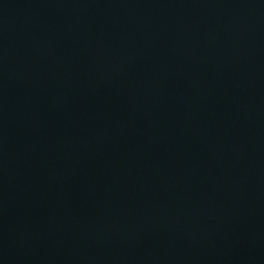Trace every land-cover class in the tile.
<instances>
[{"label": "water", "instance_id": "water-1", "mask_svg": "<svg viewBox=\"0 0 264 264\" xmlns=\"http://www.w3.org/2000/svg\"><path fill=\"white\" fill-rule=\"evenodd\" d=\"M0 264H264V0H0Z\"/></svg>", "mask_w": 264, "mask_h": 264}]
</instances>
